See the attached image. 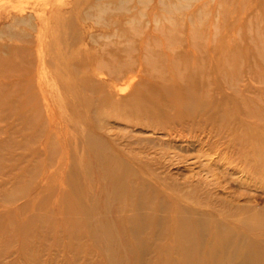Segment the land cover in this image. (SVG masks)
<instances>
[{"label": "rangeland", "instance_id": "1", "mask_svg": "<svg viewBox=\"0 0 264 264\" xmlns=\"http://www.w3.org/2000/svg\"><path fill=\"white\" fill-rule=\"evenodd\" d=\"M73 52L103 66L82 88ZM184 56L213 105L252 100L264 116V0H0V264H184L175 212L186 229L222 224L221 247L214 230L194 239L196 264L264 257V230L250 239L219 216L264 212V178L208 153L233 139L212 111L178 117L152 94L178 91L166 70Z\"/></svg>", "mask_w": 264, "mask_h": 264}, {"label": "bare ground", "instance_id": "2", "mask_svg": "<svg viewBox=\"0 0 264 264\" xmlns=\"http://www.w3.org/2000/svg\"><path fill=\"white\" fill-rule=\"evenodd\" d=\"M193 36H195V35H193ZM192 40H193V38H192ZM197 40H199V39L197 38ZM202 44H203V42H202ZM103 46L105 47V45H103ZM111 46H112V44H111ZM189 46H190V44H189ZM205 48H204V50H205ZM199 50H197V51H199ZM198 53H200V52H198ZM95 54H97V53H95ZM184 54H186V53H184ZM202 55H204V54H202ZM101 56H102V54H101ZM195 56L196 55H194L193 58H195ZM183 58L185 59V56ZM196 58H197V56H196ZM196 58L190 62L195 61L197 63ZM229 58L231 59V56H229ZM239 59H240V57H239ZM107 60H108V58H107ZM185 60H186V63L183 62L184 61L183 60L182 61L183 64H181L184 66V69L183 68L179 69L178 65L175 66V65H170V64H169L170 67L169 68L167 67L168 70H166L167 68L165 69L166 71H168L170 73V75H171L170 79H171L172 83H180L179 85H181V86L178 88V91H172V90H170V88L164 87L162 85L160 88H155L154 92L152 94L156 93V95L154 94V96H156V98H157V96L165 98L169 102L170 106L172 107L174 114L178 117H182V118L184 117V118L196 120L199 118L206 117L207 115H210V113L212 111V113L214 114L213 115L214 116V118H213L214 119V123H213L214 126L212 128L213 131L216 132L215 129L217 128V130L221 129L225 132H230L229 134L232 135L233 139H232L231 144L229 146L230 148H232L231 154H227L225 149L222 151H217V147H214V146L208 148V151H209L208 153H210V152L215 153L216 152L218 157L220 159L224 160V166H228V168H231V170H234L236 168V166L234 167L232 165V163L234 162V159H236L238 157V158H240V160L241 159L244 160V163H242V166H245V167L241 168V170H242L241 173H243L246 176L249 173L250 174H256V175H259L260 177L264 178V116H263V114L259 110L250 109L248 104L253 103L254 101L251 100L249 102L246 100H242V98H240L241 101H238V100L232 101L233 109H229V108L224 107V106L217 107V105H213L214 102L211 101V96H210V93H211L210 88H212L211 87L212 85L210 86V83L207 80V77H209V76H207V77H206V75L203 76L201 72L204 69L203 70L201 69L202 71L200 72V69L197 70L195 63L189 64L187 62V60H189V59H185ZM65 61L68 62V65H67L68 67L73 65L75 68L79 67V69L82 68V71L83 70L85 71V73H84V71L82 72L83 75L80 78L81 82H82V84L80 85L81 88L85 87V85H87L86 84L88 82L87 78L91 77L92 75L98 74L99 71L103 68L101 61L97 60L96 56L94 54H92L91 52H87V54L84 57H81L78 53L73 52L65 58ZM97 61L100 62V64ZM158 61L160 62V60H158ZM167 61H169V60L167 59ZM224 61H226V60L224 59ZM233 61H235V59ZM226 62H228V61H226ZM222 64H226V63L222 62ZM222 64L220 62L218 63V66L220 69L217 70V72L222 76V78L227 79L229 77L230 72H227L226 69H223ZM197 65H199V63ZM199 66H201V67H198V68H203L202 65H199ZM68 70H69V74H71L72 70L70 68ZM76 72H77V69H76ZM101 75L104 76L103 74H101ZM85 78L87 79L86 80L87 82L84 81ZM127 82H128V80H127ZM216 89L219 90V87L214 88V90H216ZM151 98H152V95H150V99ZM240 107H241V109H238ZM256 109H257V107H256ZM240 111H242L243 116L247 120H249L248 122L251 124L250 125H248V124L247 125H241L239 127L234 128L235 125H231V123L235 120V118H237L236 115L239 114ZM221 127H223V128H221ZM205 144H208V141ZM239 164H240V162H239ZM131 194H133V193H131ZM232 207L233 208L225 207L224 211L219 213V216L222 218L221 221L226 220L227 222L236 225L234 228L235 229L234 231H237L238 230L237 228H243L246 231L248 238H250V239L254 238L255 239L254 234L256 233V231L264 230V214H262L264 212L245 215L242 211L243 208L238 207V206H236V207L232 206ZM137 211H139V209H137ZM174 218H176V219H175V221L173 220V222H174L173 228L176 229V235L173 237V244L175 246H177V248L179 250L187 249L189 252L185 256L182 255V257H183L182 263H184V264H196L197 263L195 253L192 251V248L194 247L193 246L194 239H198V241H202V240H200V239H202L201 234L206 229L214 230V236H216V238H217L216 242H214V247H221V245H223L222 243L224 241L223 240L224 237H222L223 234L222 235L220 234V233H223V228H221L222 224L219 225L216 223H212V224H209V226H206L203 228L202 227L196 228L194 226H193L194 228H192V226H191V229L190 228L186 229V221L184 220V216L180 212H175ZM131 234H134V233L131 232ZM135 244H136V242H135ZM255 245L256 244H253V242L248 243V246H247L248 248H246V252H251V253L254 252V249L256 248ZM255 259H256L254 261L255 264H264V257L258 255V256H256ZM226 263H228V262H226Z\"/></svg>", "mask_w": 264, "mask_h": 264}]
</instances>
